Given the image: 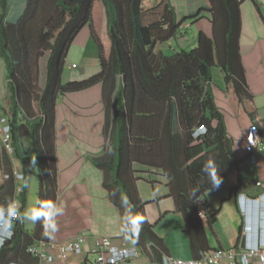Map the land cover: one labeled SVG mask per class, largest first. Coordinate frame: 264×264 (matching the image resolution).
<instances>
[{
	"label": "trees",
	"instance_id": "obj_1",
	"mask_svg": "<svg viewBox=\"0 0 264 264\" xmlns=\"http://www.w3.org/2000/svg\"><path fill=\"white\" fill-rule=\"evenodd\" d=\"M143 1L101 0L110 50L101 57L100 72L83 81L62 84L61 75L71 43L92 17L94 0H25V6L22 0L17 4L0 0V56L15 100L8 114L15 154L23 164L29 161L22 141L29 136L48 216L57 195V98L102 83L106 146L104 154L92 160L120 212L124 235L139 247L148 246L160 264L167 247L149 223L136 185L139 174L147 171L134 168L155 167L169 179L170 195L185 216L192 248L197 253L209 250L195 201L214 185V177L222 179L240 162L215 101L214 69L230 80L242 104L251 102L252 94L240 60L242 0H205L195 15L180 20L170 0H159L145 10ZM199 19L210 23L211 32L200 30L196 47L173 53L156 49L176 38L185 22ZM50 38L45 82L37 86L42 50ZM31 100L37 102L39 112L28 106ZM248 112L253 116L252 109ZM210 161L215 167L206 171ZM16 229L15 225L14 235L0 246V252L14 241ZM24 242L26 246L30 242L27 233Z\"/></svg>",
	"mask_w": 264,
	"mask_h": 264
},
{
	"label": "crops",
	"instance_id": "obj_2",
	"mask_svg": "<svg viewBox=\"0 0 264 264\" xmlns=\"http://www.w3.org/2000/svg\"><path fill=\"white\" fill-rule=\"evenodd\" d=\"M184 3L185 7H182V10L175 8L179 20L188 15H195L201 6L193 0H184ZM21 6H25V0H22ZM240 17V60L252 100L242 104L230 80L227 81L224 74L216 69L212 81L215 101L223 113L228 135L233 140V150L240 162L221 179L218 186L213 185L205 194L212 205L213 212L200 218L210 250L238 247L243 235L247 239L250 233L253 236L251 242L258 240L255 239L258 236L260 244L264 245V210L260 211L257 201L250 200V213L243 215L238 209L236 199L239 193L243 194L240 195L241 197L251 198L259 197L264 193V0H242ZM203 20L205 19L197 20L199 29L203 22H207ZM103 23L107 33L105 10ZM207 23L208 28L204 31L211 32L210 23ZM82 29L88 30L84 36L87 43L81 44L82 52H89L86 49L92 46L94 55H97V58H94L96 63L91 70L87 65L80 67L72 62L70 64V45L61 75L62 84L83 81L98 74L101 70V57L108 56L111 45L109 36L107 35L106 48L101 50L102 44L99 36L96 35L93 10L90 21ZM183 35L186 40L184 29L176 38L163 43L167 49L175 41V45L170 47V53L184 49V44L181 42ZM50 50L51 48L46 52L42 50L44 54L42 53L39 63L41 74L36 82L37 86L45 82V65ZM163 52L168 53L165 50ZM81 57L84 59L83 54ZM73 64L76 67L73 68ZM8 83L6 63L0 56V113L9 114L14 106L15 100L10 93ZM111 101L112 99L107 105L108 108H111ZM36 103L31 100L28 106L39 112ZM105 108L101 82L90 88L67 93L57 98L54 140L57 195L55 207L50 216L46 212L43 180L34 157L30 137L25 136L22 140L29 155V161L26 164H23L16 156L15 149L13 154L0 151V159L7 171L23 174V178L19 180L1 183L3 178L0 179V222L20 193L23 201L20 216L14 222L17 236L0 252V264L10 262L48 264L33 258L26 252V247L45 241L48 243L47 251L55 254L56 251L50 244L63 243L82 234L85 235L82 254L70 255L67 262L56 260L50 264H93L94 257L88 254V251L99 237H111L118 245H135L124 235L120 212L103 186L102 171L92 160L105 152L106 139L103 134ZM250 109L254 111L253 116L248 112ZM23 111L20 115L23 119L22 123L26 124L28 120L26 116L24 118ZM254 122L259 125L262 140L256 153L257 161L251 164L247 161L244 138L248 127ZM134 170L147 171L137 175L136 185L142 201L146 204L145 211L149 223L154 226L156 234L164 240L167 247L166 255L184 260L197 258L201 251L197 253L192 248L185 216L178 210L174 198L170 195L169 179L156 171L155 167L147 169L137 165ZM148 179L153 182H148ZM256 181H261L262 185L257 186ZM251 219L257 227L248 223ZM244 221L248 224L249 231L244 230ZM25 233L30 236L27 246L24 242ZM138 249L139 257L120 264H158L148 246Z\"/></svg>",
	"mask_w": 264,
	"mask_h": 264
},
{
	"label": "built area",
	"instance_id": "obj_3",
	"mask_svg": "<svg viewBox=\"0 0 264 264\" xmlns=\"http://www.w3.org/2000/svg\"><path fill=\"white\" fill-rule=\"evenodd\" d=\"M187 25V23H185ZM184 24V25H185ZM72 67H76L75 64ZM245 151L249 154L248 161L256 163L257 157L254 153L259 150V145L262 140L260 128L257 123H251L245 134ZM0 151L2 153H14V146L12 142V129L9 122L8 114L0 113ZM1 183L8 180H19L23 178L22 173L17 171L9 172L6 170L2 159H0V179ZM256 185H262L261 181H256ZM19 190V189H18ZM22 208L21 197L16 196L12 206L7 210V214L2 218L6 221L5 229L0 230L3 234L8 232V225L10 224V237L14 235L15 221L19 218L20 209ZM212 211V207L204 198L197 200V212L200 217H205ZM3 239V241H6ZM85 242V235L82 234L75 239L66 240L63 243L50 244L56 253H49L46 249L48 246L45 241L39 244H33L27 247V253L40 262L52 263L56 260L60 262H67L70 255H80L83 253V244ZM88 254L94 257L93 264H120L123 260L129 258H137L140 256L139 249L134 245H118L113 239L108 236L97 238ZM9 264H20L18 262H10ZM162 264H264V245H246L244 247H228L209 249L201 251L199 256L195 259L184 260L172 257H164Z\"/></svg>",
	"mask_w": 264,
	"mask_h": 264
},
{
	"label": "rangeland",
	"instance_id": "obj_4",
	"mask_svg": "<svg viewBox=\"0 0 264 264\" xmlns=\"http://www.w3.org/2000/svg\"><path fill=\"white\" fill-rule=\"evenodd\" d=\"M172 2V4H174V7H178V10H182V7H185V3L183 4L184 0H170ZM20 3L21 0H16L15 4ZM194 3H196L197 5H202L204 4L205 0H193ZM159 3V0H144L143 1V10L150 8L156 4ZM190 3V2H189ZM17 6V5H16ZM17 8V7H16ZM93 13H94V23H95V27H96V35L99 36L101 44H102V49L104 50L107 46V41H108V34L105 33V29H104V23H103V18H104V6L101 5V0H94V7H93ZM205 21V20H203ZM198 21H195L193 23H191V25L188 28H184V33L186 34V40H184V35L181 37L182 40L181 42H183L184 44V49L186 50H191L192 48L196 47L197 45V36H198V32L200 30H206L208 28V23L207 22H203L200 26V29L198 27ZM186 26V24L184 25ZM88 30L87 29H81L79 31V33H77L78 35L75 36L73 42L71 43V50L69 53V63H75L78 66H84L87 65L88 69L91 70L92 67L94 66V64L96 63V60H94V58H97V55H94V50L92 49V46L88 47V49H86L89 52H82L83 47L81 46V44H86L87 40L85 41L84 36L86 35V32ZM54 37V35H53ZM52 41L53 38L49 39V42L47 43V45L44 47V51L46 52L48 49H50L52 47ZM175 45V41H173V44L170 45L167 49L164 46L163 43L158 44V49H163L166 52L170 53V47ZM97 47V46H96ZM98 48V47H97ZM43 53V52H42ZM44 54V53H43ZM83 54L84 59L81 57ZM90 56V58H88ZM94 70V68H93ZM216 71V69H214V72ZM217 71H219L217 69ZM219 73H221L219 71ZM35 161V160H34ZM36 164V162H34ZM255 200L259 203V199L258 197L255 198ZM259 207V204H258ZM213 212V209H212ZM243 215H245L244 213H242ZM248 223L250 225H252L253 227L257 226L256 223L251 219L248 220ZM248 224L244 221V230L249 231L248 230ZM253 238V236H252ZM250 243L251 244V239L250 237H248L247 239L245 238V243ZM241 246V244H240ZM245 246V244H244ZM137 248H139V246H137ZM218 249V248H216ZM125 262V261H122ZM121 262V263H122Z\"/></svg>",
	"mask_w": 264,
	"mask_h": 264
},
{
	"label": "clouds",
	"instance_id": "obj_5",
	"mask_svg": "<svg viewBox=\"0 0 264 264\" xmlns=\"http://www.w3.org/2000/svg\"><path fill=\"white\" fill-rule=\"evenodd\" d=\"M171 2V1H170ZM172 4V3H171ZM173 6H175L174 4H172ZM176 8V7H175ZM187 23V22H185ZM189 26V24L187 23V25L185 26V28H187ZM7 114V113H6ZM9 116V115H8ZM9 122H10V118H9ZM214 165L212 164V162L210 161L208 163V165L206 166L205 170L208 171L210 169H214ZM221 183V178L220 177H214V186H218ZM240 195H243L241 193H239L236 197L237 199V206L238 209L240 211V213H244V214H249L250 213V206H249V202L252 201H256L255 197L251 198V197H241ZM262 197L264 198V194L262 195ZM254 212H256L254 210ZM10 224L8 225V232L4 233V234H0V244L3 243V239L9 238L10 237ZM257 227V226H256Z\"/></svg>",
	"mask_w": 264,
	"mask_h": 264
},
{
	"label": "bare ground",
	"instance_id": "obj_6",
	"mask_svg": "<svg viewBox=\"0 0 264 264\" xmlns=\"http://www.w3.org/2000/svg\"><path fill=\"white\" fill-rule=\"evenodd\" d=\"M261 143V142H260ZM244 149H245V146H244ZM258 151V150H257ZM257 151H255L254 153L256 154L257 153ZM246 152V151H245ZM246 154H247V161H248V158H249V154L246 152ZM249 162V161H248ZM250 163V162H249ZM251 164H254V163H251ZM263 188H264V186H263ZM264 194V193H263ZM262 194V195H263ZM262 195L261 196H259L258 197V199H259V209H260V211H262V210H264V198L262 197ZM204 198L208 203H209V201H208V199L205 197V195H203V196H200V197H198L197 199H196V211H197V200L199 199V198ZM14 202V201H13ZM13 204V203H12ZM12 204H11V206H12ZM209 205L212 207V205L209 203ZM261 207H263V209L261 208ZM213 209V208H212ZM212 212V211H211ZM197 214H198V212H197ZM210 214V213H209ZM208 215V214H207ZM206 215V216H207ZM199 216V215H198ZM5 217V216H4ZM200 217V216H199ZM255 219H256V217H255ZM2 223V225H1V228L2 229H5V226H6V221L4 220V221H2L1 222ZM0 234H3V230H0ZM250 237H251V240H252V235H251V233H250ZM246 238V237H245ZM8 239H10V238H7V240ZM255 239H258V240H256L255 242H251V244L250 243H245V246L246 245H257V244H260V238L258 237V236H256L255 237ZM6 240V241H7ZM6 241H3V243L2 244H0V246H2ZM31 245H33V244H31ZM262 245V244H261ZM30 246V245H29ZM135 246V245H134ZM137 247V246H136ZM242 247V246H241ZM164 257H170V256H167V255H164L163 256V258ZM163 258H162V262H163ZM173 258V257H172ZM133 258H129V259H125V260H123V261H128V260H132Z\"/></svg>",
	"mask_w": 264,
	"mask_h": 264
},
{
	"label": "water",
	"instance_id": "obj_7",
	"mask_svg": "<svg viewBox=\"0 0 264 264\" xmlns=\"http://www.w3.org/2000/svg\"><path fill=\"white\" fill-rule=\"evenodd\" d=\"M245 244V236L243 235L242 240H241V246L244 247Z\"/></svg>",
	"mask_w": 264,
	"mask_h": 264
}]
</instances>
